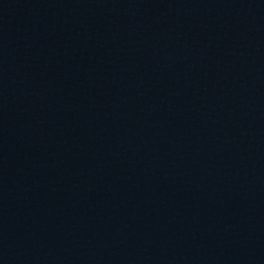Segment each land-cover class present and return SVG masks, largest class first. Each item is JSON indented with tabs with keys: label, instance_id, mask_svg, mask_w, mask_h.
I'll use <instances>...</instances> for the list:
<instances>
[{
	"label": "water",
	"instance_id": "1",
	"mask_svg": "<svg viewBox=\"0 0 264 264\" xmlns=\"http://www.w3.org/2000/svg\"><path fill=\"white\" fill-rule=\"evenodd\" d=\"M0 264H264V0H0Z\"/></svg>",
	"mask_w": 264,
	"mask_h": 264
}]
</instances>
